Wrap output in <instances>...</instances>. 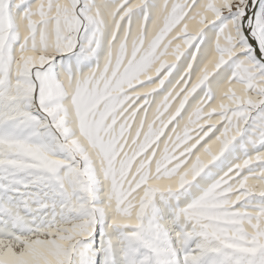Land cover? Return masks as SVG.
<instances>
[{
  "label": "snow or ice",
  "instance_id": "snow-or-ice-1",
  "mask_svg": "<svg viewBox=\"0 0 264 264\" xmlns=\"http://www.w3.org/2000/svg\"><path fill=\"white\" fill-rule=\"evenodd\" d=\"M0 264H264V0H0Z\"/></svg>",
  "mask_w": 264,
  "mask_h": 264
}]
</instances>
